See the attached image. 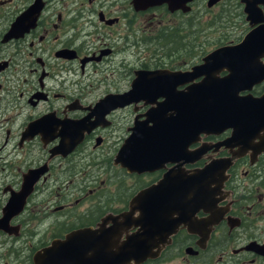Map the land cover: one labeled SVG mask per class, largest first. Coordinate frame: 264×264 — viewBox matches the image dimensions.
Here are the masks:
<instances>
[{"label": "flooded vegetation", "instance_id": "af4514ba", "mask_svg": "<svg viewBox=\"0 0 264 264\" xmlns=\"http://www.w3.org/2000/svg\"><path fill=\"white\" fill-rule=\"evenodd\" d=\"M134 1L0 0V221L10 216L8 231L0 229V264H94L93 241L62 246L82 231L111 232L108 253L120 252L142 221L130 204L153 186L162 228L177 217L173 124L169 130L166 118L144 122L155 104H98L128 92L135 72L189 71L259 23L245 21L241 0ZM200 34L217 35V42L195 53ZM263 92L261 81L248 93L256 99ZM37 120L35 132L29 126ZM153 125L160 153L147 164L153 169L141 171L136 164L148 161L146 130ZM241 132L232 139L231 129L220 128L187 147L183 171L208 166L206 184L186 195L188 221L154 257L122 264H264V129ZM29 171L36 179L23 198ZM64 248H74L69 257Z\"/></svg>", "mask_w": 264, "mask_h": 264}, {"label": "water", "instance_id": "95a60500", "mask_svg": "<svg viewBox=\"0 0 264 264\" xmlns=\"http://www.w3.org/2000/svg\"><path fill=\"white\" fill-rule=\"evenodd\" d=\"M141 0H135V4H140ZM243 4V14L245 21L249 25L257 26L249 30L237 44L220 46L201 58V63L185 72L158 71H138L134 73L130 90L121 95H108L100 104H137L155 106L148 111L145 123H157L159 118L168 123L169 130L173 124V133L178 135L179 146L176 147L175 155L178 156V174L173 181H178L179 211L177 217L171 223L170 229H163L160 221V210L162 207L158 201L152 199V194L156 186L151 187L141 195H137L130 204V209L138 211L140 219H136L134 225L139 229L127 240V247L120 252L108 253L111 239V232L104 230L82 231L69 234L62 242L63 247H69L70 242L76 240L89 239L93 241V248L98 249L99 258L94 264H122L125 260L138 263L148 257H154L161 241L175 231V228L183 221H188V213L191 212L188 205L189 199L186 197L191 192L193 186H204L207 177L208 166L192 173H187L181 169L182 164L188 163L189 152L187 147L193 143L199 135L217 133L219 129H231V138L234 139L243 129H264V92L254 99L249 95V91L255 84L264 81V19L262 18V6L264 10V0H241ZM142 4V3H141ZM220 72L225 75L218 77ZM197 81V82H194ZM194 82V83H192ZM192 83V84H190ZM189 84V85H187ZM246 93V94H241ZM156 99H163L156 103ZM167 120V121H166ZM37 120L30 124L29 128L35 132L39 128ZM258 122L259 125L254 124ZM177 125V130L174 124ZM139 129V127H137ZM251 130L250 133H253ZM157 127L153 125L146 130L148 161H140L136 165L142 167L141 171L153 169L149 161L156 162L160 152L156 137ZM138 136L139 130L136 131ZM230 138V140H231ZM156 143L155 147L153 144ZM237 144V143H234ZM168 153L170 147L166 148ZM199 152L196 151V158ZM243 152H236L234 156H239ZM135 166V165H134ZM132 167V166H130ZM140 171V169H134ZM29 171L23 178L20 194L23 198L29 193L31 186L35 182L36 176ZM170 178V173L164 177L161 183ZM201 178V180H198ZM22 198V197H21ZM186 199V200H185ZM187 215V216H186ZM0 229L8 231L5 221L10 217L7 213L2 214ZM128 218V214L125 218ZM181 219H183L181 221ZM145 220V221H144ZM110 230V229H108ZM7 233V232H6ZM9 233V232H8ZM136 241L133 244V241ZM66 249V248H64ZM70 249L67 248L66 255ZM65 257V256H64ZM70 259V258H69ZM67 264H71L67 260ZM76 264H86L79 258ZM127 264V263H126Z\"/></svg>", "mask_w": 264, "mask_h": 264}, {"label": "rangeland", "instance_id": "374dc122", "mask_svg": "<svg viewBox=\"0 0 264 264\" xmlns=\"http://www.w3.org/2000/svg\"><path fill=\"white\" fill-rule=\"evenodd\" d=\"M235 37V35H234ZM217 42V35H209L208 37H206L205 39L203 38L202 34H200L199 36L196 37V40L194 41V51L195 53L198 52V48H203L205 49L204 51H208L209 49H211L213 47V45ZM180 41H179V48H180ZM153 50H155V48H152ZM164 50V49H163ZM179 52H181V50H179ZM127 59L130 61V67H134L135 64V57L131 56V57H127ZM126 64V63H125ZM35 151H32V153H34Z\"/></svg>", "mask_w": 264, "mask_h": 264}, {"label": "bare ground", "instance_id": "6f19581e", "mask_svg": "<svg viewBox=\"0 0 264 264\" xmlns=\"http://www.w3.org/2000/svg\"><path fill=\"white\" fill-rule=\"evenodd\" d=\"M158 143H159V142H157V144H158ZM157 144H156V143H154L153 145L156 147V146H157ZM146 148H147V145H146ZM146 148H145V149H146ZM80 243H81V242H80Z\"/></svg>", "mask_w": 264, "mask_h": 264}]
</instances>
